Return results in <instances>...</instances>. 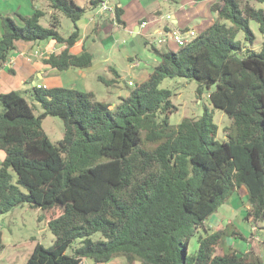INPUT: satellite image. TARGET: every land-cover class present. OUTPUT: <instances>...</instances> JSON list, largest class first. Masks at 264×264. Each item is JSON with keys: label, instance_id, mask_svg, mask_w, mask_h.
<instances>
[{"label": "trees", "instance_id": "obj_1", "mask_svg": "<svg viewBox=\"0 0 264 264\" xmlns=\"http://www.w3.org/2000/svg\"><path fill=\"white\" fill-rule=\"evenodd\" d=\"M47 1L73 22V30L62 36L54 12L49 25H41L45 12L34 7L29 14L16 13L20 23L1 15L0 68L18 41L49 38L64 47L43 57L44 64L59 71L92 65L85 47L70 51L80 33L76 22L88 7L74 0ZM249 1L213 2L216 18L177 50L151 45L158 56L151 71L112 107L92 91L32 86L24 92L41 106L36 115L20 91L0 93V214L28 203L41 210L55 236L49 247L36 242L24 264H81L83 258L100 264L116 256L128 264H262L260 240L249 236L247 248L236 250L225 244L226 236L243 239L235 227L226 230L232 223L212 232L204 226L240 187L249 205L243 218L258 225L264 219V42L259 51L247 48L240 56L243 46L236 39L242 30L253 43L250 20L264 32V11ZM100 3L92 0L90 7ZM113 13L123 25L122 9L115 6ZM109 69L111 77L98 79L113 85L119 74ZM177 76L196 80L199 95L212 88L211 104L231 119L228 140L216 138L218 126L207 108L198 117L170 123L177 106L160 83ZM48 115L63 124L56 143L42 126ZM199 228L205 234L189 252L188 238ZM94 233L101 237L93 239ZM75 241L79 245L67 254Z\"/></svg>", "mask_w": 264, "mask_h": 264}, {"label": "rangeland", "instance_id": "obj_2", "mask_svg": "<svg viewBox=\"0 0 264 264\" xmlns=\"http://www.w3.org/2000/svg\"><path fill=\"white\" fill-rule=\"evenodd\" d=\"M115 0H110V3H113ZM160 1L162 4V12L160 21H165V14L171 13L178 6H180V1L175 2V0L168 1ZM216 0H211V2H215ZM28 4H31L28 0H23L21 3L22 6H16L14 0H0V17L1 15H7L13 18L17 23H20L17 14L12 13V9L19 13H23L25 7ZM249 3L256 9L261 8L264 11V1L259 2L256 0H250ZM33 7L42 9L45 13L40 18V24L43 26L49 25V19L51 13H57L60 19V24L57 27L58 32L62 36H67L73 30V22L61 15L57 11H54L50 6L47 0H39L33 2ZM51 10V13H50ZM214 14V18H216V13ZM199 19H195L191 22L188 27L193 28L197 23H199ZM78 23V21H77ZM175 26V23L171 24ZM148 26V25H147ZM249 26L254 33V41L253 43H248L244 38V33L242 30H239L236 35V39L240 40L242 43V49L238 51V55H243L246 49H252L255 51H259L261 44L264 42V32L259 30V25L255 20L249 21ZM173 27V26H172ZM147 28V27H146ZM174 29V27H173ZM1 30V28H0ZM198 33V29H196ZM124 37H121L118 41V44L115 45V49L119 48V44L121 40H126L127 44H131L136 47V59L140 62V67H143V71L139 70L136 62L133 66H135L134 72H131L130 75L133 78L123 79L118 78V81L113 85H106L103 81L98 79V76H103L105 78H109L112 76V73L107 69H100L97 67L92 68H82L84 76V80L82 82H76L77 87H81L84 85L82 89L87 91H92L95 94V97L98 100L108 101L111 103V107L119 101L121 96H127L129 94L131 86L142 79H144L147 74L151 71L153 65L158 59V56L152 51L151 45L158 49L165 50L167 48L177 49L176 45L173 44H160L156 41L155 34L147 36V44H145L144 39L139 40V37H131V35L127 33ZM52 40V39H45ZM135 57L131 56V60H134ZM95 62H97V56L95 58ZM125 64H127V59L122 58V60L117 63L121 70L124 69ZM77 70L76 68H70ZM65 72V71H64ZM137 72V73H135ZM121 73H125V71H121ZM132 80L133 84L128 85L127 80ZM81 83V84H80ZM199 83L194 79H188L185 77H165L162 79L160 83V87L168 88L172 91L171 100L174 105L177 106V110L173 113L169 114V120L171 124H177L184 117H198L202 114L205 108L212 114L213 121L217 124V136L216 138L221 140H228L226 136L227 128L231 124V119L228 114L216 107H214L210 99L208 97L209 91L212 89H206L205 87L202 90V94H198L196 91ZM26 100L34 106V113L36 115L42 112V108L37 101H35L30 93H25L20 91ZM112 102L114 104H112ZM42 126L49 136L50 140L53 143H56L63 135V124L60 118L57 116L48 115L42 118ZM15 178V175H14ZM14 180V179H13ZM247 202V194L246 190L243 187L237 189L231 196H229L224 203H222L213 213H211L208 218L204 221V226L208 229V232H212L217 228H223L227 223H232L227 227V231L230 232L233 227H235L243 236V239L238 236V238H233L231 236L225 237V244H232L233 249L236 250H245L249 242H247V238L249 236H253L255 239V235L259 236L257 238L258 243L256 247L258 249L257 253L259 254L262 264H264V219L258 225L257 223L253 224L251 219L245 220L243 217L245 212L248 209ZM42 212L39 209L30 207L28 203H23L17 205L10 209L7 212L0 214V233L1 239L3 243V248L0 251V264H24L27 257L31 253L36 242L41 243L44 247H49L53 244L55 240V236L50 231L46 222L40 218ZM254 225V226H252ZM233 226V227H232ZM252 227L254 232H252ZM204 235V231L202 228L198 230H194L193 234L188 238V251L194 252L196 251L198 244L197 238L198 235ZM93 239H98L101 237L99 233H94L91 236ZM79 245V241H75L72 243L70 247L67 248L66 253L72 254L73 248ZM251 245V244H250ZM249 247V246H248ZM81 264H92V260L89 258H83ZM100 264H128L126 262L125 257L116 256L111 258L109 261ZM133 264H140V261H135Z\"/></svg>", "mask_w": 264, "mask_h": 264}, {"label": "crops", "instance_id": "obj_3", "mask_svg": "<svg viewBox=\"0 0 264 264\" xmlns=\"http://www.w3.org/2000/svg\"><path fill=\"white\" fill-rule=\"evenodd\" d=\"M14 1L16 6H22L23 0ZM74 1L78 5L88 8L78 20V23L76 22L80 33L70 51L72 53H79L85 47L92 54V65L87 68L95 66L112 72L109 69L111 66L118 72L119 79L133 78L130 75L135 70V66H133L135 63L133 62L137 63L136 67L139 70L143 71L144 69V66L140 67V62L136 59L135 46L127 44L126 40L122 39L119 48L115 49V45L118 44L119 39L125 36L123 33L129 34L133 38L139 37V40L144 39V41H147L148 35H153L161 29H173V27L174 29L190 28L188 25L197 18L200 22L193 28L195 30L198 29L199 34L215 19L214 14L210 10V5L213 3L211 0H181L180 3H182L176 10L166 13L171 15V19L169 20L165 17V21H160L163 12L162 4L158 0H115L113 3L107 0L108 5L113 10H106L101 14L98 12L99 5L94 8L90 7L92 0ZM175 2H178V0H175ZM30 3L28 4L27 2V6L22 14H29L33 11V3L31 1ZM115 6L122 9L121 18L124 21L123 25L116 23L114 20L113 12ZM12 13L16 14L18 12L12 9ZM145 19L149 20L148 26L147 28H141L139 24ZM172 23H175V26L171 25ZM63 47L64 44L58 43L53 39L18 41L16 48L10 52L8 59L0 68V93L10 90L24 92L31 88L33 84H40L42 87L64 86L85 90L82 89L84 85H81L82 88H80L75 84L84 80L85 75L83 74V70H81L82 68H76L77 70L67 69L64 72L42 62L43 57L49 53H58ZM96 56L97 62H95ZM131 56L135 57V59L131 60ZM122 58L127 59V64H125L123 70L117 65ZM154 61H157V59ZM121 71H125V73H121ZM112 104L114 103L112 102ZM2 158L3 152L0 151V161ZM255 238L260 237L255 235ZM255 244L254 242V246ZM254 250L257 251L256 248Z\"/></svg>", "mask_w": 264, "mask_h": 264}, {"label": "built area", "instance_id": "obj_4", "mask_svg": "<svg viewBox=\"0 0 264 264\" xmlns=\"http://www.w3.org/2000/svg\"><path fill=\"white\" fill-rule=\"evenodd\" d=\"M106 10L107 11L113 10V8H110L107 0H103L98 6V12L101 14ZM165 17L169 20L171 19L170 14H166ZM148 23H149V20L145 19L140 22L139 26L141 28H146ZM197 35L198 33L196 32L194 28H183V29L168 28V29H161L159 31H156L155 33L156 41L158 43L164 44V45L167 43L173 44V46L176 45L178 48L185 45L187 42H189L191 39H193ZM171 49L177 50V49H174V47H172ZM127 84L132 85L133 84L132 80H127ZM33 86L39 87L40 84H33Z\"/></svg>", "mask_w": 264, "mask_h": 264}]
</instances>
